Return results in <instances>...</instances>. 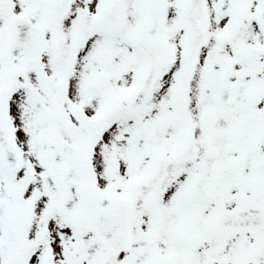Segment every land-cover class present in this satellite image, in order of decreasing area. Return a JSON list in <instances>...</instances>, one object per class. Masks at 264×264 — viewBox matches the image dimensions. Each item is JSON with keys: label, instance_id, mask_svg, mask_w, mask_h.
Returning <instances> with one entry per match:
<instances>
[{"label": "snow or ice", "instance_id": "obj_1", "mask_svg": "<svg viewBox=\"0 0 264 264\" xmlns=\"http://www.w3.org/2000/svg\"><path fill=\"white\" fill-rule=\"evenodd\" d=\"M0 264H264V0H0Z\"/></svg>", "mask_w": 264, "mask_h": 264}]
</instances>
